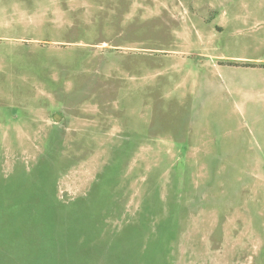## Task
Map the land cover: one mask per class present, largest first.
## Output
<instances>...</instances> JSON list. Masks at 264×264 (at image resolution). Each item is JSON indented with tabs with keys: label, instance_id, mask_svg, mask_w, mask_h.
<instances>
[{
	"label": "rangeland",
	"instance_id": "obj_1",
	"mask_svg": "<svg viewBox=\"0 0 264 264\" xmlns=\"http://www.w3.org/2000/svg\"><path fill=\"white\" fill-rule=\"evenodd\" d=\"M0 264H264V0H0Z\"/></svg>",
	"mask_w": 264,
	"mask_h": 264
}]
</instances>
